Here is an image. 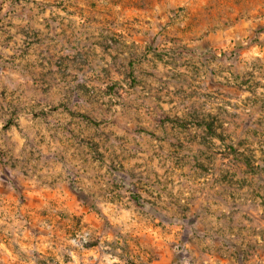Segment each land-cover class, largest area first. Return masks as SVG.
<instances>
[{"label": "rangeland", "instance_id": "rangeland-1", "mask_svg": "<svg viewBox=\"0 0 264 264\" xmlns=\"http://www.w3.org/2000/svg\"><path fill=\"white\" fill-rule=\"evenodd\" d=\"M0 264H264V0H0Z\"/></svg>", "mask_w": 264, "mask_h": 264}]
</instances>
